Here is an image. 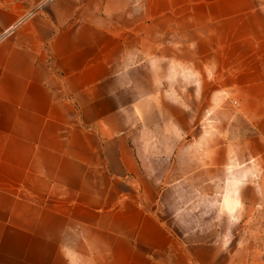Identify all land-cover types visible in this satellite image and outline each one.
<instances>
[{"label":"crops","instance_id":"0c3cea01","mask_svg":"<svg viewBox=\"0 0 264 264\" xmlns=\"http://www.w3.org/2000/svg\"><path fill=\"white\" fill-rule=\"evenodd\" d=\"M261 189L264 0H0V264H238Z\"/></svg>","mask_w":264,"mask_h":264},{"label":"rangeland","instance_id":"374dc122","mask_svg":"<svg viewBox=\"0 0 264 264\" xmlns=\"http://www.w3.org/2000/svg\"><path fill=\"white\" fill-rule=\"evenodd\" d=\"M256 200L255 206L245 208L236 226L226 228L228 236L222 239L226 259H232L234 249H241L238 264H264V189L258 191Z\"/></svg>","mask_w":264,"mask_h":264}]
</instances>
